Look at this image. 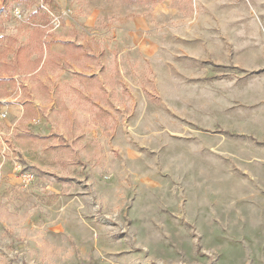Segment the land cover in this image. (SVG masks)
Instances as JSON below:
<instances>
[{
    "label": "rangeland",
    "instance_id": "rangeland-1",
    "mask_svg": "<svg viewBox=\"0 0 264 264\" xmlns=\"http://www.w3.org/2000/svg\"><path fill=\"white\" fill-rule=\"evenodd\" d=\"M263 123L264 0H0V264H264Z\"/></svg>",
    "mask_w": 264,
    "mask_h": 264
},
{
    "label": "crops",
    "instance_id": "crops-1",
    "mask_svg": "<svg viewBox=\"0 0 264 264\" xmlns=\"http://www.w3.org/2000/svg\"><path fill=\"white\" fill-rule=\"evenodd\" d=\"M262 126H263V127H261V128H257V129L255 130V135H256V137H257V139H258L259 141H261V142L264 143V123H263ZM242 133L248 134L249 132L245 130V131H243Z\"/></svg>",
    "mask_w": 264,
    "mask_h": 264
},
{
    "label": "built area",
    "instance_id": "built-area-1",
    "mask_svg": "<svg viewBox=\"0 0 264 264\" xmlns=\"http://www.w3.org/2000/svg\"><path fill=\"white\" fill-rule=\"evenodd\" d=\"M2 116H5V115L3 114ZM23 179H24L25 181H29V180L31 179V177H30L29 175H24V176H23Z\"/></svg>",
    "mask_w": 264,
    "mask_h": 264
}]
</instances>
